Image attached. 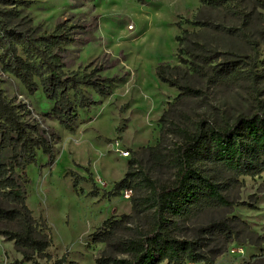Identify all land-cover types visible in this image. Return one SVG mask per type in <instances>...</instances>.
<instances>
[{
	"label": "rangeland",
	"instance_id": "1",
	"mask_svg": "<svg viewBox=\"0 0 264 264\" xmlns=\"http://www.w3.org/2000/svg\"><path fill=\"white\" fill-rule=\"evenodd\" d=\"M262 1L233 0L213 7L203 0H0V18L29 34H53L62 24L74 27L71 33L82 38L79 27L92 25L94 41L68 47L66 72L81 74L115 63L102 72L115 81L111 94L99 97L83 87L96 104L78 110L68 130L45 116L52 103L41 88L28 94L19 80L3 71L0 48L2 97L25 123L59 136L53 164L43 166L46 158L39 151L36 165L26 170L31 181L26 204L35 219L45 220L51 239V259L39 258L40 264H96L102 251H110L91 236L104 221L132 215L126 226L143 224L132 214L125 191L119 196L107 193L123 178L131 159L138 161L135 169L152 179L172 178L171 168L156 164L148 152L160 140L166 112L173 125L189 127L201 118L232 124L239 115L264 114ZM205 22L235 32L200 25ZM183 30L189 35L180 46ZM196 45L204 47L203 59ZM224 64L241 69L242 79L236 84L214 80L211 68ZM159 65L167 67L169 82L157 77ZM183 87L194 92L184 94ZM174 141L168 134L161 143L171 149ZM229 180L221 176L230 208L207 210L178 224V237L199 240L202 246L203 260L186 264H264V173ZM20 259L13 242L0 236V264Z\"/></svg>",
	"mask_w": 264,
	"mask_h": 264
},
{
	"label": "trees",
	"instance_id": "2",
	"mask_svg": "<svg viewBox=\"0 0 264 264\" xmlns=\"http://www.w3.org/2000/svg\"><path fill=\"white\" fill-rule=\"evenodd\" d=\"M92 2L95 0H73ZM141 1V0H136ZM233 0H203L210 6H224ZM264 6V0L261 2ZM214 30L231 33L233 29L200 24ZM92 25L80 26L83 37L72 34L74 27L58 24L53 34L35 35L9 25L0 18V48L3 50V71L13 75L28 94L41 88L44 97L52 103L46 117L54 119L68 130L73 129L78 110H88L96 100L83 87L97 96L106 97L112 92L113 77L102 76L115 63L94 68L86 73L65 71L69 46L86 45L96 39ZM189 33L183 30L182 46ZM199 58L205 55L204 47L196 45ZM21 49L23 55L18 50ZM192 68L200 71L193 63ZM213 79L236 84L243 77L241 69L226 64L211 68ZM157 77L168 81L167 67H157ZM184 94L194 90L183 87ZM24 108V107H23ZM160 140L148 147L152 160L168 165L172 178L168 181L152 179L142 169H135L138 161L131 159L123 178L116 182L108 196H119L131 190V212L143 224L126 226L132 215L122 219L106 220L94 243H105L109 252L102 251L96 264H186L203 260L199 240L177 236L178 224L207 210L230 208L224 195L227 184L221 181L228 175L230 182L239 177H257L264 173V114L255 112L239 115L232 124L213 123L201 118L194 126L173 125L166 112L161 118ZM172 134L176 141L165 149L162 139ZM59 136L54 130L23 121L14 107L0 94V236L13 242L21 259L13 264H40L39 258L50 260L48 249L51 239L44 219H35L26 204L27 186L31 183L26 170L36 165L38 152L46 158L43 166L55 160ZM77 180L73 188L77 191ZM79 194V192L77 193ZM216 225V223H213ZM128 231V236L118 233ZM62 262V261H59Z\"/></svg>",
	"mask_w": 264,
	"mask_h": 264
},
{
	"label": "built area",
	"instance_id": "3",
	"mask_svg": "<svg viewBox=\"0 0 264 264\" xmlns=\"http://www.w3.org/2000/svg\"><path fill=\"white\" fill-rule=\"evenodd\" d=\"M123 154H126V153H123ZM124 193L126 197H130L132 194L131 190H126Z\"/></svg>",
	"mask_w": 264,
	"mask_h": 264
}]
</instances>
